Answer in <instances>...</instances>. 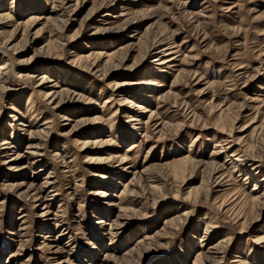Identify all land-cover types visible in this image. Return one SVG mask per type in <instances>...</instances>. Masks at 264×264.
<instances>
[{"label":"rangeland","instance_id":"1","mask_svg":"<svg viewBox=\"0 0 264 264\" xmlns=\"http://www.w3.org/2000/svg\"><path fill=\"white\" fill-rule=\"evenodd\" d=\"M57 3L0 0V264H264V0Z\"/></svg>","mask_w":264,"mask_h":264},{"label":"bare ground","instance_id":"2","mask_svg":"<svg viewBox=\"0 0 264 264\" xmlns=\"http://www.w3.org/2000/svg\"><path fill=\"white\" fill-rule=\"evenodd\" d=\"M58 3L54 6L55 8H56V10H55V13H56V11H57V9L59 10V7H61V8H63L62 6H63V4L65 3V1L66 0H56ZM67 8V7H66ZM68 9V8H67ZM64 10V9H63ZM60 11V10H59ZM67 11V10H66ZM69 11V10H68ZM58 12V11H57ZM58 14V13H57ZM69 14V13H68ZM59 15H61V14H59ZM69 16V15H68ZM3 17V18H2ZM5 17H9V15H5V14H1L0 13V19H4ZM53 17V16H52ZM41 18V17H40ZM51 18V17H50ZM49 17H48V19H50ZM54 18V17H53ZM52 18V19H53ZM60 19V18H59ZM63 19V18H62ZM36 20V19H35ZM58 20V19H57ZM69 21V20H68ZM30 22V21H29ZM0 23H2V22H0ZM4 23V22H3ZM127 25H129V23H127L124 27H122L121 29L122 30H124L126 27H127ZM132 25V24H131ZM20 26V25H19ZM66 26V22L63 20V21H61V24L60 25H57L55 28H56V30H57V32H59L60 30H63V28ZM20 28V27H19ZM19 30V29H18ZM55 30V29H54ZM104 30V29H103ZM52 31H53V29H52ZM15 32V31H14ZM15 34V33H14ZM160 37V36H159ZM157 38V39H155L153 42H152V44H151V46H150V48L151 49H157V48H159L160 46H161V44H163L164 43V41L162 40V38ZM0 49H1V51L4 53V54H6V56H10V53H9V48H8V46H7V43L5 44V42L3 41V40H0ZM150 49V50H151ZM166 50H168L165 54H172V52L173 51H171V47L170 48H166ZM170 51V52H169ZM127 52H129L128 51V49H126V50H124V51H122L121 52V50H118V51H116V52H114V53H109V54H105L106 52H104L103 50H94V52H92V56L93 57H95V60L97 61V63H94L93 65H92V69H95V68H98V67H101V66H99L100 64H104L106 67H107V64L109 65V63L111 62V61H113V60H117V61H119L118 63H121V61H123V60H125L126 58H127ZM148 52H149V50H148ZM12 56V55H11ZM90 57V56H89ZM171 58H174V57H171ZM171 58H159L158 60V64H166V62H169V60H171ZM101 61H102V63H101ZM117 63V62H116ZM5 64H7V61H5L4 63H1V65H0V94L1 93H3V92H6V90L8 89V86H7V84H8V82H9V70H7V67L5 66ZM117 65H115L114 66V68L116 67ZM119 66H121V65H119ZM6 68V70L5 71H2V69H5ZM118 68V67H117ZM111 69V68H110ZM109 69V70H110ZM113 69V68H112ZM99 70V69H98ZM15 74V73H14ZM107 75V74H106ZM43 78H44V76H43ZM119 83H117V82H114L113 83V87L114 88H118L119 86H117ZM119 90V89H118ZM65 92V90H61L60 91V93H64ZM59 93V92H58ZM65 95V94H64ZM144 96H147V95H145V94H143ZM45 96H48V94H45ZM52 96V95H51ZM50 96V97H51ZM62 96H63V94H62ZM49 97V98H50ZM64 97V96H63ZM63 97H59L58 98V100L56 101H53L54 100V98H56L55 96L54 97H52L51 98V100H50V102L52 103V104H54L56 107H60L61 106V104H62V102L64 101L63 99ZM127 97L128 96H124V98H123V101H125V102H128V100H127ZM142 106H143V104H142ZM142 109L144 108V106L143 107H141ZM140 109V108H139ZM146 110H148V109H145L144 111H141L142 113L143 112H145ZM69 118L68 117H66V116H64V119L63 120H68ZM139 119V118H138ZM131 120H136L135 118H132ZM79 127V126H78ZM75 130V128L73 127V129H72V131H74ZM47 133V132H46ZM38 134H45V130H44V128L42 129V130H40L39 132H38ZM7 139H5V138H3V141H4V143H2V144H9V142L8 141H6ZM81 143H82V141H81ZM89 144L88 142H85L84 144H80V145H83L82 146V148H85V146L87 145V144ZM102 143V142H101ZM103 144V143H102ZM218 145H220V144H218ZM32 146H34V148H35V150H33L32 152H31V154L32 155H39V145L38 144H35V145H32ZM96 147V146H95ZM104 158V157H103ZM103 158H101V159H103ZM108 159V158H107ZM110 160H112V162L114 163V164H116V165H120V164H122L123 163V161L125 160V158L124 157H120V155H113L112 157L110 156V158H109ZM211 160V159H210ZM206 161V162H204V161H198L197 163H195V162H193V161H191L190 163L192 164V166H193V168H196V167H202L203 168V166L205 167V168H209V172H210V178H212V177H214V175H216L217 173H219L221 170H222V165H218L216 162H215V160H211V161ZM97 161V160H96ZM104 161V160H103ZM122 166V165H121ZM123 166H125V165H123ZM156 168V167H155ZM204 169V168H203ZM152 174V173H151ZM151 174L149 173V177L151 178V179H154V180H161V178L160 177H158V176H151ZM192 174H190L189 176H191ZM222 175H223V173H221L220 175H218L217 177H215L214 178V180L212 181L214 184H215V187H218V186H223V185H225V183H222V181L220 180L221 179V177H222ZM104 177H105V179H109L108 177L109 176H105L104 175ZM141 177V176H140ZM188 177V176H187ZM209 178V179H210ZM133 181H136L137 182V179L136 178H134L133 179ZM135 185H138V186H142L143 184H140V183H136ZM209 186L207 185V180L205 179V181H204V183H202V186L200 187V188H202L201 190H200V188H191L190 189V193L192 192V191H195L196 189L198 190V193H200V194H204V195H208V193H209V188H208ZM100 193V192H99ZM98 193V194H99ZM102 193V192H101ZM255 201V200H254ZM188 214L187 213H184L182 216H179V218L176 220V219H172L170 222H171V224H173V223H175V222H177V221H185L186 219H187V216ZM120 218H125V219H127V217H122V216H120ZM128 221H119V219L115 222V225H116V227H118L119 229H121L122 228V226L123 225H125L126 223H127ZM209 227H214V226H211V224H209ZM171 228V227H170ZM117 234H119V232H116ZM148 239V238H147ZM150 239V238H149ZM151 241L152 240H150L147 244L149 245V244H151ZM220 245H218V246H214V247H212V248H214L215 250L214 251H212L213 253H211L210 255H206V253H203V255L200 257V258H198L196 261H195V264H212L213 262H214V260H216L217 259V257H221V251L219 250V247ZM219 259V258H218ZM207 261H208V263H207Z\"/></svg>","mask_w":264,"mask_h":264}]
</instances>
